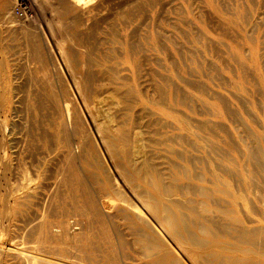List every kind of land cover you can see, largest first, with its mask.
<instances>
[{
    "label": "bare ground",
    "instance_id": "obj_1",
    "mask_svg": "<svg viewBox=\"0 0 264 264\" xmlns=\"http://www.w3.org/2000/svg\"><path fill=\"white\" fill-rule=\"evenodd\" d=\"M89 1L90 0H66L64 1L66 10H64L66 12L71 11L75 15H77V11H81L77 10V7L84 6L85 8ZM61 8L63 9L64 7ZM108 8L112 9V7L109 6ZM133 12L128 13L132 18L136 16ZM110 13L112 14V12ZM187 14L192 15L194 18H196L198 24L201 23L199 16H195L196 14L193 12L191 4H188ZM249 14L250 18L246 12L244 16H241L244 19L245 29L241 27L240 30L243 33V40L248 42V44L251 46L252 52L249 57L236 54V56H232L234 57L232 59H234V62L238 61L237 63H239L240 65L244 64L243 66L251 65L253 69L252 76L256 83L259 81L258 78L260 76H264L263 71L259 65L257 52H255L257 42L256 37L254 36L259 32V26L262 22L258 17L259 14L258 16H252L253 13ZM86 15L87 14H85V16ZM233 15H235V13ZM124 21L125 20H123V22ZM159 25L160 24H158V26ZM218 26L221 27V25ZM112 30L113 29H111V31ZM158 34L157 35L159 37L160 33ZM115 36L118 35L116 34ZM142 36L144 37V35ZM185 36L188 40L199 43L204 39V32L201 31L199 24L198 32L194 33L191 38H189L190 36L188 34L186 35V33ZM129 40H131V38ZM112 42L113 44L108 47L109 50L106 48L108 52H104L106 55H104L105 59L103 64L101 65V68L97 73L94 72L96 75H93L94 77H88L89 79L87 78L88 81L85 80L86 84L84 83V86H80L78 84L75 85L74 95L76 96V98L74 99L73 97L74 100H72L69 95H57L58 93L56 94V96L58 97H55V95H53L52 98L43 97V95L42 97L35 96L33 97V101L30 100V102L28 103L27 110L24 108L26 110V112L24 113L27 114V117L29 118L28 120L29 122H31L30 127L36 129L38 132V130L41 129L39 128L41 121L42 123L46 124V129L44 130V138H46V140H48L47 138H49L51 142H48L50 144L53 143L54 146L52 144L51 145L53 147L50 146L52 147V149L48 146V144L47 146L49 147V149L53 150L54 157L49 168L50 176L46 178V180H48V184L46 186L47 192L44 193L41 192L42 185H40V182L38 181L39 177L32 174L33 176L28 178L23 174L22 168L20 170L19 164H11L9 166V163L5 162L7 159H2L3 161H1L0 163L1 168L4 171L12 170V175H14L13 178L15 179V181L13 183L10 182L6 186L5 194L0 195V264H127L120 261L121 258H119L120 256L118 254V248L120 247H118V243L120 244L122 242H120L119 240L120 235H118L119 231H117L118 229H120V226L124 228V231L125 229L127 230L137 228V231L139 228L142 229H139L141 230V232H143H138L140 234L136 235L137 242L135 243H137L136 246L138 245L140 246V248H142V250H140V253H142L143 251L144 256L139 253L138 255L147 259L146 264H185L182 262L181 258H179L176 253L168 246L167 242L159 233V231H157L153 227V225L146 220L145 215L138 208L139 205L150 215H152L156 221H158L159 227H161L162 231L165 232L171 238V240L175 242V246H177L182 251L184 256H186L185 258H187V261H189L190 264H264V200L260 197L258 199H255L254 201L250 200V191L249 198L248 194L243 191V188L246 185H248L249 190L251 187H260L264 191V185H262V182L264 183V180L262 182H258L255 181L254 178L250 177L248 180H243L244 182L242 183L240 174L238 173L239 169L236 167L235 170H231L234 172L231 174V176H233L232 181L237 178L233 184L234 188H231L229 179L219 176L218 174L213 179L215 182L214 186L211 189L208 188L207 190V188L204 186L198 187L197 189H200L199 192L201 195L203 194L207 196H217V200H219L218 203H221V206L217 208V224L216 220H214L215 218L212 219L213 221H215V224L211 221H208L207 219L200 218V214L198 213V209H196V207L192 205L187 207L185 205L184 207L182 204L185 203L180 202V204V200L176 202L177 200L176 198H174V196L176 195V188H178V185L173 187L172 184L166 183L161 173L155 168V165L153 167V165L151 164L150 158H153L148 156L146 157L144 148L141 146V143L145 141L142 138L144 134L143 129L149 130L150 128L160 127L163 130L162 135L169 141L171 140L172 142H175V140L179 137L177 131L179 130L181 132H189L190 123H186V121H183L185 124L177 127V130L175 127L171 126L172 123L169 124L168 122L174 118V112L177 111L173 107L184 106L190 109V103L192 102L190 101V98H188V96L178 94V91L176 90L177 88L175 89L172 87L174 85L169 88V84H171V82H169L171 80H169V77L168 79L166 78L167 76L162 77L164 75H161L160 73H158V71H155V69L149 68V70H145L143 67V70H141L142 63H146L147 66H159L160 68H162V70H164L163 64L159 61L158 58H152L151 56L145 57V54H142L143 48L140 49L139 47H137L135 45V42H132L134 43L132 44L125 41L119 49L118 47H115L114 42H121H118L116 38H113ZM159 44H161L162 46L161 42H159ZM206 45H208L207 39ZM139 46H142V43ZM166 49H168L167 46ZM193 51H195V49ZM183 53V51L180 53V56L182 58L184 55ZM193 53L195 54V52ZM172 59V64L177 61L175 60L173 62ZM210 63L212 64V62ZM66 64L65 66L67 67ZM184 64L186 65V63ZM245 67H243L244 70ZM216 69L219 70L218 68ZM142 71L145 72L142 73ZM164 71L167 72L168 70ZM245 71H239V75H241L242 79L245 78ZM217 72L218 71H214L213 76L215 75L217 77ZM141 74L153 77L154 80L158 81L154 98L148 97L142 90L139 84ZM171 74L174 77L177 76L178 79L182 78H179V74L178 72H176V70H174V67L171 70ZM187 74L191 75V73L189 72ZM186 80L184 81H189ZM242 81L243 80H241V82ZM241 82H239L235 86V89L238 91H243V89H245L243 83ZM190 84L192 83H189V86ZM257 86L258 88H256V91L264 85L258 83ZM60 87L57 88L60 89ZM201 88L204 91L203 87ZM262 89L264 91V88ZM166 90H169L168 93ZM53 93L55 92L53 91ZM136 98L137 102H135ZM241 99L242 98H240V100ZM219 100L223 107L226 106V109H228L229 106L227 107V101L222 99ZM240 100H238L239 105H241ZM210 105H212V103H210ZM138 106L140 107V112L135 117H133V111ZM244 107L243 108L246 109L247 106L245 105ZM230 109L227 110V113L232 117V121L234 123H237L239 127L244 128L245 132L247 133L248 139L255 140L257 143H260L262 140H264V133L251 131V129L248 128L246 124L247 119L242 116V112L239 109L237 111H234L235 109L231 111ZM149 111H152V113H150ZM209 112L211 113V111ZM249 112L251 113V111ZM211 116L215 117L214 113ZM83 118L85 121L89 120L91 122V125L96 133L99 142L107 151L106 153L110 154L113 159V162L115 164H113V166H115L116 168V171L118 173L117 175L125 183L127 189L129 188V193L139 205L133 203L131 198H129V196H127L125 192L117 187L118 183H116L115 185V181H113L109 176H105L104 173H98L97 170L99 169L101 164L97 157L98 150L95 149V145L90 140L89 135L91 134L87 133L90 130L88 131L83 126ZM146 118L147 122H145ZM228 119L230 118L228 117ZM87 121L86 123L84 122L85 126L89 123H87ZM198 122H200V120ZM202 122L204 123L205 121ZM203 123L202 125L198 124L199 127L197 128H203L207 130L210 129L211 132L223 129L220 126L221 124L216 126L213 123L215 126H211L212 124L210 125ZM30 124L28 123V125ZM42 130L41 132H43ZM155 133L157 132L155 131ZM40 136L42 137L41 133L39 134V137ZM162 141V143H164L166 140ZM32 145H34V143ZM36 146L39 147L40 145ZM253 147L251 146V148H249L248 151L244 154L245 160L249 163H252V165L254 162H257L258 167H261L262 170L263 163L260 164V157L262 152L260 153V151H264V148L260 147L259 145L258 147H255L256 149H254ZM213 148L215 149V147ZM23 150H26V148H24ZM37 150L38 148H36V151ZM215 151L216 158L218 157L219 153L217 154V150L210 149V152ZM51 152L52 151H50V154ZM148 152L146 151V153ZM206 155H208L207 152ZM3 156H5V154ZM213 157H211L212 160ZM223 158L226 159L224 155ZM50 159H52V157ZM262 171V176L264 177V170ZM0 173H2L1 170ZM2 175L5 174L2 173ZM194 176H192L191 174L183 173L182 171H178L175 175V179L178 181L179 179L185 178L191 181L193 180ZM178 189L180 190V187ZM208 199L210 200V198ZM246 200H248L249 206H242V201ZM186 201L188 202V200ZM222 202H224L225 204L223 205ZM202 211L204 214H206L210 213L211 210L207 207H204L202 208ZM211 212L213 213V211ZM213 216L214 215H212V217ZM114 218L115 220L112 221V219ZM120 219L127 222L129 227H126L125 224H121L116 221ZM109 220L112 221V223ZM131 232L134 231L132 230ZM128 235H131V233ZM133 235L134 234H132V236ZM116 241L118 243H116ZM133 241L135 240L133 239ZM136 246H134V248ZM123 255L128 258L126 254ZM124 256H122V258H125Z\"/></svg>",
    "mask_w": 264,
    "mask_h": 264
},
{
    "label": "rangeland",
    "instance_id": "obj_2",
    "mask_svg": "<svg viewBox=\"0 0 264 264\" xmlns=\"http://www.w3.org/2000/svg\"><path fill=\"white\" fill-rule=\"evenodd\" d=\"M20 1L21 0H0V163L1 161L7 159L5 162L9 163V166L11 164H19L20 170L22 168V172L26 177L29 178L33 175L39 177L38 181L40 182V185H42L41 192H47L46 186L48 184V180H46V178L50 176L49 168L54 157L53 150L51 149L54 145L53 143H51L53 145L52 146L49 143L51 142L49 138H47L48 140L44 138V130L46 129V124L42 123L41 121L39 127L41 129H39L38 132L36 129L30 127L31 122H29L27 114L24 113L27 110L28 103L30 102V100L33 101V97L35 96L42 97L43 95V97L52 98L53 95H55V97H58L56 96L57 93V95H69L70 98L74 100L76 98V96L74 95L75 85L78 84L82 86L85 83V80L88 81V77L90 78L94 77L93 75H96L95 73L99 71L101 65L104 62V55H106L105 53L108 52V47L113 44L112 39L116 38L118 42H121H114L115 47H118V49L121 48L120 46H122L125 41H127L128 43L135 42V45L137 47H139L140 49H144V51L142 49V54H145V57L151 56L152 58H158L159 61L163 64V69L168 70L167 72L162 70V68H160L159 66H147L146 63H142L141 70H143V67L145 70H149V68L155 69V71H158V73L164 75L162 77L167 76V79L169 77V80L171 79L169 81L171 82V84H169V88L174 85L172 87L175 89L177 88L176 90L178 91V94L188 96V98H190V101L192 102L190 103V106L193 109L191 107L190 109H188L184 106L173 107L177 111L174 112V118L168 122L169 124L172 123L171 126L175 127L177 130V127L185 124L183 121H186V123H190L189 132H181L179 130L177 131L179 137L175 140V142H172L171 140L169 141L167 138H165L162 135L163 130L160 127L150 128L149 130L143 129L144 134L142 133V138L145 141L141 143V146L144 148L146 157L148 156L153 158H150L153 167L155 165V168L161 173L166 183L172 184L173 187L177 185L178 188L180 187V190L176 188V195L174 196V198H176L177 200L176 202L180 200L179 203H185L182 204L184 207L185 205L186 207L191 205L196 207V209H198V213L200 214V218L207 219L214 224L215 221H213L212 219L215 218L214 220H216L217 224V208L221 206V203H218L219 200H217V196H207L203 194L201 195L199 192L200 189H197L198 187L204 186L207 188V190L208 188L211 189L214 186L215 182L213 179L218 174L219 176L229 179L231 188H234L233 184L237 178L232 181L233 176H231V174L234 172L231 170H235L236 167L239 169L238 173L241 177L239 178L242 180V183L244 182L243 180H248L250 177L254 178V180L258 182H262L264 180V177L262 176V170H264V151H260V153L262 152L260 157V164L263 163L262 170L261 167H258L257 162H254L252 165V163L246 161L244 157V154L248 151L249 148H251V146H254V149H256L255 147H258V145L264 148V140H262L260 143H257L255 140L248 139L247 133L245 132L244 128H241L239 127V125H237V123H234L232 121V117L227 113V110L230 108L231 111H233V109H235L234 111H237L239 109L242 112V116L247 119L246 124L248 128L251 129V131L264 133V91L262 89L264 88V86H262L260 89H257L256 91V88H258V83L264 85V76H260L258 78L259 81L256 82V84L252 76V66L245 65L247 67L246 70V67L243 66L244 64L240 65L239 63H237L238 61L234 62V59H232L234 58L232 56H236V54L249 57L252 52L251 46L248 44V42L243 40V33L240 29L241 27L245 29V25L244 19L241 16H244L245 12L249 16V18V13H253L252 16H258L259 14L258 17L260 18V21L262 23L259 21L261 23V25L259 26V32L254 35L257 42L255 52H257L259 65L264 74V13H262L264 12V0H90L85 8L84 6L77 7V10H81L80 12L77 11V15H75L71 11H65L66 5L64 1L66 0H22L27 3L29 14H31L32 16L29 20H19L14 16L13 11ZM188 4L192 5L193 12L196 14L195 16L198 15L201 20V23L199 24L201 31L204 32V39L199 43L188 40L185 36L186 33V35L188 34L190 36L189 38H191L194 33L198 32L199 30L197 19L192 15L187 14ZM108 6L114 9L112 10L111 8H108ZM61 7L64 8L62 9ZM95 7L97 8V10ZM108 11L112 12V14ZM83 12H86L85 14L87 15L85 16ZM129 12H133L137 17H130V15L128 14ZM234 13L235 15H233ZM94 19L96 23L94 22ZM123 20L125 21L123 22ZM181 20L184 21L182 22ZM157 23L160 25L158 26ZM218 25H221V27ZM111 29L113 30L111 31ZM158 33H160L159 37ZM116 34L118 36H115ZM142 35H144L145 38ZM130 38L131 40H129ZM206 39L209 46L206 45ZM133 40H136L139 44ZM157 41L161 42L162 46ZM141 43L142 46H139L141 45ZM171 43H173L174 45ZM159 46L163 48L161 49ZM166 46L169 50L166 49ZM206 46L209 48H207ZM194 49L195 51H193ZM182 51L184 52V55L182 54L183 58L180 56V53ZM193 52H195V54ZM47 58L51 60H48ZM171 59L173 60V62L177 60L173 63L175 65L172 64ZM176 62L179 64V66ZM210 62H212V64ZM64 63H67V67ZM184 63H186V65ZM173 67L174 70L178 72L179 78L182 77L183 79L180 78V80L177 76L174 77L171 74V70L173 69ZM243 67H245L246 71ZM37 68L40 69L38 70ZM216 68H218L219 70H217ZM240 70L245 71L246 73L244 79H242L241 75H239ZM214 71H218V79L215 75L213 76ZM144 72L145 71H142V73ZM188 72L191 73L192 76L187 74ZM251 76L253 80L251 79ZM184 80L188 82H185ZM241 80L243 81L241 82ZM239 82L243 83V86L245 87L243 91H238L235 89V86ZM189 83L192 84H190L189 86ZM139 84L148 97L154 98L158 81L154 80L153 77L141 74ZM57 87H60V89ZM201 87H203L204 91ZM53 91L55 93H53ZM166 91L168 93L169 90ZM26 96L28 99L26 98ZM240 98L245 101H243L242 99L240 100ZM219 99L227 101V107L229 106L228 109H226V106L223 107ZM238 100L241 101V105H239ZM135 102H137V98L135 99ZM210 103H212V105H210ZM245 105L247 106L246 109H244ZM139 110L140 107L138 106L133 111V117H135L140 112ZM152 111L149 112L152 113ZM209 111H211V113ZM249 111L253 113L251 114ZM213 113L215 117L211 116ZM227 116L230 119H228ZM199 120L200 122H198ZM86 121L84 120L85 123ZM202 121H208L204 123L210 125L212 124L211 126H217L221 124L220 126L223 129L215 130V133L211 132L210 129H198V124L202 125ZM84 122L83 126L88 131L90 130L87 133L91 134L89 135L90 140L95 145V149L98 150L97 157L99 159V162L101 163L99 169L97 170L98 173H104L105 176H109L113 181H115V185L116 183H118L117 187L125 192L127 196L131 198L133 203L138 204L129 193V188L127 189L125 183L117 175L118 173L116 171V168L115 166H113V159L110 154L106 153L107 151L99 142L96 133L91 125V122L89 120L87 121V123L89 122L88 124H86L87 127L85 126ZM145 122H147V118L145 119ZM28 123L30 125H28ZM41 130L43 132H41ZM157 130L159 131V134ZM155 131L157 133H155ZM40 133L42 135V137H40L43 139L39 137ZM24 135L27 136L25 137ZM182 138L184 139V141ZM146 140L148 142L152 140L151 142L153 143H148ZM162 140L166 141L162 143ZM191 141L193 142V144ZM33 143L34 145H32ZM47 144L49 147L52 146L50 147L51 149H49ZM36 145H40V148ZM213 147H215V149ZM24 148H26V150H23ZM36 148H38L37 151ZM210 149L217 150V154L219 153L218 157L215 158L216 151L210 152ZM50 151H52L51 154ZM146 151L149 152L146 153ZM206 152L208 155H206ZM4 154L5 156H3ZM223 155L226 157V159L223 158ZM51 157L52 159H50ZM211 157H213V160L211 159ZM0 170L3 174H5L2 175V173H0V178H3L0 179V195H3L6 192V186L10 182L13 183L15 179L13 178L14 175H12V170L4 171L1 166ZM178 171L196 176H194L193 180L191 181L185 178L179 179L177 181L175 179V175ZM262 185H264L263 182ZM243 191L248 194V198L250 191V200L254 201L259 197L264 200V191L260 187H251L249 190L248 185H246L244 186ZM207 197L210 198V200ZM186 200H188V202ZM222 204L224 205L225 203L222 202ZM241 205L249 206L248 200L242 201ZM204 207L209 208L211 211H213V213L210 211V213L204 214L202 211V208ZM138 208L143 212L146 220L149 221L157 231H159V233L167 242L168 246L176 253L179 258H181L182 262L185 264H190L189 261H187V258H185L186 256H184L182 251L177 246H175V242L172 241L171 238L162 231L161 227H159L158 221H156L155 218L146 210L141 208L140 205ZM212 215L214 216L212 217ZM114 220L115 218L112 219V221ZM112 221L110 222L112 223ZM116 221L118 223L125 224L126 227H129L127 222L122 221V219ZM136 229H125L124 231V228L120 226V229L117 230L119 231L118 235H120L119 240L120 242H122L119 244L116 241V243H118V247H121V249L120 247L118 248V254L120 256L119 258H121L120 261H122L123 263H147V259L142 257L144 256L143 251L142 253H140V250H142V248H140V246L138 245L137 247V243H135L137 242L136 235L142 233L143 231L141 232V228H139L141 230L138 229V231ZM129 230H133L134 232H131ZM130 233L131 235H128ZM132 234H134V237L132 236ZM133 239L135 241H133ZM134 246L136 247L134 248ZM136 248H138L139 250ZM122 252L123 254H126L128 258L124 256ZM138 253L142 256L138 255ZM122 256H124L125 258H122ZM139 256L142 258H140Z\"/></svg>",
    "mask_w": 264,
    "mask_h": 264
},
{
    "label": "built area",
    "instance_id": "obj_3",
    "mask_svg": "<svg viewBox=\"0 0 264 264\" xmlns=\"http://www.w3.org/2000/svg\"><path fill=\"white\" fill-rule=\"evenodd\" d=\"M13 13L15 18L19 20H29L32 17L31 14H29L27 3L22 0L15 7Z\"/></svg>",
    "mask_w": 264,
    "mask_h": 264
}]
</instances>
